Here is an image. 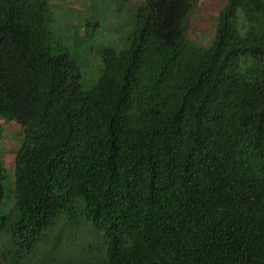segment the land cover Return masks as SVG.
<instances>
[{"label":"trees","instance_id":"16d2710c","mask_svg":"<svg viewBox=\"0 0 264 264\" xmlns=\"http://www.w3.org/2000/svg\"><path fill=\"white\" fill-rule=\"evenodd\" d=\"M122 2L103 45L102 4L0 0V264L47 263L66 223L84 264H264V0H227L208 46L198 0Z\"/></svg>","mask_w":264,"mask_h":264},{"label":"rangeland","instance_id":"374dc122","mask_svg":"<svg viewBox=\"0 0 264 264\" xmlns=\"http://www.w3.org/2000/svg\"><path fill=\"white\" fill-rule=\"evenodd\" d=\"M57 4L67 8L68 13H74L75 10H80L83 16H87L90 13V7L92 4L104 6L108 14L107 22L103 34L99 36L103 45H108L111 42H117L123 34L126 27H122L125 22V13H118L116 10L118 4H122V0H56ZM141 0H128L125 5L126 9L134 6ZM227 0H198V6L192 15H189L187 28L189 34L195 39L197 43L202 46H208L215 36L214 17L219 13L222 7L226 4ZM98 6H92L91 10L93 15L101 11ZM123 8V7H122ZM5 135L14 139L21 134L20 129L14 124H7ZM15 163V152L13 150H6L4 157L5 167L11 168ZM61 228V229H60ZM59 230L49 235L48 241H46L39 248V261L44 264H84L87 260L93 258L94 252L90 254H83L82 249L86 246V242L91 239H96L93 232L88 230L82 231L80 226L72 227L70 224H63ZM87 229H89L87 227ZM61 233V234H60ZM74 234V243L67 239V234ZM91 238V239H90ZM92 245V244H91ZM93 255V256H92ZM36 258V256H35ZM33 260V259H32Z\"/></svg>","mask_w":264,"mask_h":264}]
</instances>
